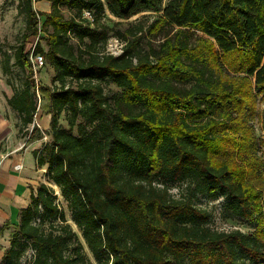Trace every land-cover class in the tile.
Returning a JSON list of instances; mask_svg holds the SVG:
<instances>
[{"label":"trees","instance_id":"obj_1","mask_svg":"<svg viewBox=\"0 0 264 264\" xmlns=\"http://www.w3.org/2000/svg\"><path fill=\"white\" fill-rule=\"evenodd\" d=\"M48 1L47 12L23 2L13 64L29 76L7 98L19 130L34 123L37 93L48 100L50 140L33 151L47 183L19 209L0 264H91L78 232L97 264H264L246 119L249 80L264 94V0ZM144 11L160 13L104 20ZM31 35L46 45L33 52L52 67L50 85L30 80ZM110 37L120 54L106 52ZM109 83L119 90L106 92ZM211 206L252 229L211 227Z\"/></svg>","mask_w":264,"mask_h":264},{"label":"rangeland","instance_id":"obj_2","mask_svg":"<svg viewBox=\"0 0 264 264\" xmlns=\"http://www.w3.org/2000/svg\"><path fill=\"white\" fill-rule=\"evenodd\" d=\"M23 2L24 0H0V135H2L3 127L11 126L16 127L18 133H22L20 136H23L25 133L22 131V129H18L19 127H21V125L17 112L7 104V98L11 96L15 90L21 88V86L24 84V81L29 76V73H27L26 70L21 69L18 65L13 64L14 50L18 45L22 43V34L25 30V13L23 11ZM30 2L32 7L37 11L46 12L50 8L48 0H30ZM62 9L66 13L64 7H62ZM159 13L160 11H144L125 20H119L111 14L106 13L104 20L109 25L120 23L118 25L115 24L116 27L126 26L129 22H133L135 18L141 17V15H145L148 17L149 20H152ZM82 17L88 18L87 12H83ZM37 41L42 45L44 49H46V45L43 39L31 35L28 37L24 44V50L28 53V55L34 49L35 43ZM216 52L219 57L220 53L217 48ZM4 53H7L9 55V64L8 68L6 69L2 64ZM234 74L240 75V73ZM52 75L53 69L44 59L42 67L38 69L36 73L32 70V75L30 79L33 78V81H35L39 85L47 86L51 84ZM249 82V91L253 99V104L250 107H246V109H248L246 112V119L250 128V138L248 140V145L252 147V151L257 157L258 167L260 168L257 173L259 177L254 178L250 176V178L253 189L260 194L259 201L261 211L264 217V126L262 122L264 94L263 92L257 90L254 87L252 79L249 80ZM104 90L106 92H114L118 91L119 89L114 84L109 83L104 86ZM37 96V110L34 116V123H30L26 127L32 128L33 124L37 125V123L41 125L40 117L45 114H48V100L46 96L42 95L40 92L37 93ZM58 117L59 122L65 125L66 121L64 118V113H61ZM47 132V130L40 131L41 140H43V142L50 140V135ZM6 150L7 145L1 137L0 153L1 151L5 152ZM45 166L46 165H43L42 168L45 169ZM52 187L57 195L56 203L58 204L59 208L63 210L67 222H69L72 228L78 232L76 225L70 219V212L67 209L66 201L60 195L58 188L55 185H52ZM219 201L222 202V199ZM209 208L212 211V218L209 222V225L213 228L228 230L237 226L245 231L252 229L251 223L242 222L234 218H226L221 215L220 211L216 208V206H211ZM8 222L10 223V226L5 229L2 233L0 232V261L1 254L4 252L5 248L9 244L10 233L12 231L11 224H13V221L10 219L8 220ZM262 225L264 227V218L262 220ZM78 235L83 243L84 250L89 258L90 263L97 264L94 258L92 257L91 253L87 249L86 245L84 244V241L80 236L79 232ZM29 254L30 251L28 249L25 250L24 254L22 255V260L27 259Z\"/></svg>","mask_w":264,"mask_h":264},{"label":"crops","instance_id":"obj_3","mask_svg":"<svg viewBox=\"0 0 264 264\" xmlns=\"http://www.w3.org/2000/svg\"><path fill=\"white\" fill-rule=\"evenodd\" d=\"M40 119L41 125H36L39 133H34L30 139V127L22 129L25 132L23 136H20L22 133H18L16 127L2 129L0 138L5 141L7 150L0 153V227L10 219L13 224L17 223L18 211L28 204L32 191L39 182L47 183L45 169L42 166L37 167L33 151L41 148L43 144L40 131L48 130L50 114H45ZM17 164L21 167L16 168ZM2 255L3 253L1 257Z\"/></svg>","mask_w":264,"mask_h":264},{"label":"built area","instance_id":"obj_4","mask_svg":"<svg viewBox=\"0 0 264 264\" xmlns=\"http://www.w3.org/2000/svg\"><path fill=\"white\" fill-rule=\"evenodd\" d=\"M122 45L123 43L118 38L110 37L106 42L105 50L110 54L118 55L122 51ZM29 61L32 70L36 73V71L42 67L44 63V57L41 53H34L32 50L29 54ZM15 167L20 168L21 165L17 164Z\"/></svg>","mask_w":264,"mask_h":264},{"label":"water","instance_id":"obj_5","mask_svg":"<svg viewBox=\"0 0 264 264\" xmlns=\"http://www.w3.org/2000/svg\"><path fill=\"white\" fill-rule=\"evenodd\" d=\"M30 80L33 81V78H31Z\"/></svg>","mask_w":264,"mask_h":264}]
</instances>
